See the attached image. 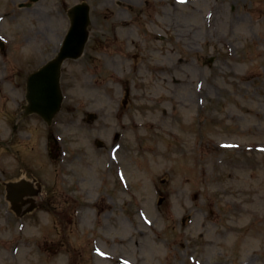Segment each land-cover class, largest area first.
Here are the masks:
<instances>
[{"label":"rangeland","instance_id":"1","mask_svg":"<svg viewBox=\"0 0 264 264\" xmlns=\"http://www.w3.org/2000/svg\"><path fill=\"white\" fill-rule=\"evenodd\" d=\"M82 2L62 112L23 117ZM1 42L0 264H264V0H0Z\"/></svg>","mask_w":264,"mask_h":264},{"label":"water","instance_id":"2","mask_svg":"<svg viewBox=\"0 0 264 264\" xmlns=\"http://www.w3.org/2000/svg\"><path fill=\"white\" fill-rule=\"evenodd\" d=\"M68 14L72 27L58 56L31 74L27 81L28 105L24 107L25 114H37L49 125L61 111L64 101L61 88L62 66L66 60H77L83 55L89 38L90 7L82 4L69 10ZM92 118L91 115L90 119Z\"/></svg>","mask_w":264,"mask_h":264},{"label":"flooded vegetation","instance_id":"3","mask_svg":"<svg viewBox=\"0 0 264 264\" xmlns=\"http://www.w3.org/2000/svg\"><path fill=\"white\" fill-rule=\"evenodd\" d=\"M30 198H23V200L18 204L19 206H22V208H27L28 207V205L30 206L31 204H29V203H31L30 202ZM4 201L7 203V204H9V202H8V199H7V197H6V195L4 196ZM10 205V204H9Z\"/></svg>","mask_w":264,"mask_h":264}]
</instances>
